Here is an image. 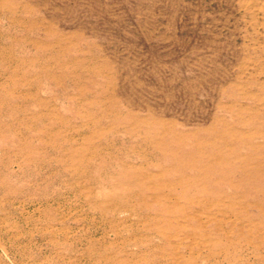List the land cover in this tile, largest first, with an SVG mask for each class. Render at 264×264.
<instances>
[{"label":"rangeland","instance_id":"1","mask_svg":"<svg viewBox=\"0 0 264 264\" xmlns=\"http://www.w3.org/2000/svg\"><path fill=\"white\" fill-rule=\"evenodd\" d=\"M0 264H264V0H0Z\"/></svg>","mask_w":264,"mask_h":264},{"label":"bare ground","instance_id":"2","mask_svg":"<svg viewBox=\"0 0 264 264\" xmlns=\"http://www.w3.org/2000/svg\"><path fill=\"white\" fill-rule=\"evenodd\" d=\"M29 7H30V5H29ZM15 8H17V7H15ZM27 11H30V9H26ZM4 12V11H3ZM2 13V12H1ZM9 13V12H8ZM7 15V14H6ZM15 15V14H14ZM13 15V16H14ZM21 17V16H20ZM52 17V16H51ZM10 18V17H9ZM27 20V19H26ZM9 22H12V24H14V25H19V26H21V27H25L29 32L30 31H33V30H35L36 28H37V25L36 24H38L39 25V22H34L35 24H29V25H25V22L23 21V20H20V19H17V18H10L9 19ZM84 24V23H83ZM86 25V24H85ZM43 29V28H42ZM53 29V28H52ZM52 29H48V30H46L47 32H46V34H53V31H52ZM60 35V34H59ZM62 35V34H61ZM63 36V35H62ZM62 39V38H61ZM33 40V39H32ZM56 41V40H55ZM56 42H58L59 43V38L57 39V41ZM45 44H46V42H45ZM39 45H40V42L39 41H33V46H35V47H39ZM42 45V44H41ZM30 46V45H29ZM62 46V45H61ZM63 47V46H62ZM50 51H52V50H50ZM49 52V51H48ZM11 59V58H10ZM36 59V58H35ZM48 61V60H47ZM32 64V63H31ZM49 66V65H48ZM62 66L63 65H61L60 67L62 68ZM47 68V67H46ZM35 73V72H34ZM46 78L48 81H54L55 80V76L53 75V74H51L50 72H48V70L47 71H45V70H41V71H39V73H37V75L32 79V78H30V79H28V77H25L24 78V91L23 92H21L20 94H19V97L22 99V100H24V101H27V102H33L35 105H40V106H42V105H44V104H46V102H48V101H46L44 98H42L41 96H40V94H39V92H40V88H41V86L40 85H35L34 83H33V80H36V79H38V78ZM62 77H64L65 79H67V80H70V82H72V77H71V75H68V73H62ZM39 81V80H38ZM41 81V80H40ZM74 82V81H73ZM75 83V82H74ZM107 97V96H106ZM76 98V97H75ZM109 98H110V100H114V96H109ZM81 100V99H80ZM145 105V104H144ZM79 108V107H78ZM48 110V109H47ZM80 110V109H79ZM43 112V111H42ZM45 112V111H44ZM55 112V111H54ZM61 112V111H60ZM53 115V114H52ZM37 117V115H34V117ZM51 116V115H50ZM135 117V116H134ZM61 118V117H60ZM133 118V117H132ZM95 120V119H94ZM106 126V125H105ZM101 130V129H100ZM127 130V129H126ZM167 130V129H166ZM100 132V131H99ZM94 135V134H93ZM102 135V134H101ZM105 136V135H104ZM164 136V135H163ZM150 140V139H149ZM156 140H157V138H156ZM210 141V140H209ZM157 143V142H156ZM99 145V144H98ZM231 145V144H230ZM229 145V146H230ZM202 146V145H201ZM94 147H96V146H94ZM231 148V147H230ZM136 149V148H135ZM123 150V149H122ZM147 151V150H146ZM202 151V150H201ZM150 152V151H149ZM142 153V152H141ZM93 154V153H92ZM145 155V154H144ZM71 156V155H70ZM146 156V155H145ZM160 156V155H159ZM69 157V156H68ZM143 157V156H142ZM177 158V157H176ZM149 160V159H148ZM171 160V159H170ZM109 161H111V160H109ZM125 162V161H124ZM210 162V161H209ZM219 162H220V160H219ZM132 163V162H131ZM237 163V162H236ZM122 164V163H121ZM133 164V163H132ZM124 164H122V166H123ZM142 165V164H141ZM126 166V165H125ZM132 166V165H131ZM171 166V165H170ZM173 166V165H172ZM213 166V165H212ZM142 167V166H141ZM174 167V166H173ZM135 168V167H134ZM246 172V171H245ZM145 173V172H144ZM139 174V173H138ZM141 174V173H140ZM145 174H147L148 175V173H145ZM137 175V174H136ZM135 175V176H136ZM135 176H133L134 178H135ZM155 176V175H154ZM187 176V175H186ZM138 178V177H137ZM196 178V177H195ZM202 178V177H201ZM200 178V179H201ZM143 179H147V178H143ZM142 180V179H141ZM224 180V179H223ZM179 181V180H178ZM137 182V181H136ZM167 182V181H166ZM192 182H194V181H192ZM142 183V182H141ZM141 183H139L138 182V186L140 187V189L141 190H143V186L141 185ZM168 183V185L170 186V184H169V182H167ZM200 183V182H199ZM156 184V183H155ZM184 184V183H183ZM144 185V184H143ZM149 185H151L150 183H149ZM160 185H161V183H160ZM167 185V184H166ZM165 185V186H166ZM172 185V184H171ZM190 185V184H189ZM163 186V185H162ZM187 186V185H186ZM146 187H147V185H146ZM164 187V186H163ZM80 190V189H79ZM82 190V189H81ZM90 191H91V189H90ZM89 191V192H90ZM94 191V190H93ZM162 192H160V194H161ZM92 194V193H91ZM85 195V194H84ZM173 195V194H172ZM85 196H87V195H85ZM139 197H140V200H141V203H143V205L144 204H146V196L144 195V194H139L138 195ZM151 196V195H150ZM153 196V195H152ZM167 196V195H166ZM165 196V197H166ZM162 197V196H161ZM179 197V196H178ZM160 198V197H159ZM190 198V197H189ZM149 199V198H148ZM183 199V198H182ZM218 199V198H217ZM170 200H171V198H170ZM176 200V199H175ZM197 200V199H196ZM216 200V199H215ZM177 202H178V200H176ZM181 202V201H180ZM163 203V202H162ZM170 203V202H169ZM148 206V205H147ZM263 206V205H262ZM260 207V208H263V207ZM150 207H151V205H150ZM204 207V206H203ZM146 208V207H145ZM111 209V208H110ZM143 210H145V209H143ZM200 210V212L202 211L201 209H199ZM263 210V209H262ZM149 211V210H148ZM195 211V210H194ZM144 212V211H143ZM101 213V212H100ZM145 213V212H144ZM198 213V212H197ZM105 214V213H104ZM200 216V215H199ZM193 217V216H192ZM152 218V217H151ZM155 218V217H154ZM185 218V217H184ZM183 218V219H184ZM199 218V217H198ZM94 219V218H93ZM186 219V218H185ZM148 222V221H147ZM205 224V223H204ZM116 228V227H115ZM58 231V230H57ZM108 234V233H107ZM162 234V233H161ZM178 234V233H177ZM171 235V234H170ZM174 235V234H173ZM194 235V234H193ZM104 236V235H103ZM107 237V236H106ZM206 237V236H205ZM200 239V238H199ZM190 240V239H189ZM198 240V239H197ZM210 240V239H209ZM196 241V240H195ZM208 240H206V242H207ZM205 242V241H204ZM209 242V241H208ZM198 243V242H197ZM198 244H200V243H198ZM204 244V243H203ZM203 244L201 245V246H203ZM263 245V244H262ZM261 245V246H262ZM191 247V246H190ZM199 248H200V246H199ZM203 248V247H202ZM261 248V247H260ZM191 249V254L192 255H194V247H191L190 248ZM188 251V250H187ZM197 252V251H196ZM175 255H178V254H175ZM174 255V256H175ZM164 256L166 257V255L164 254ZM170 258V257H169ZM197 258V257H196ZM172 259V258H171ZM115 260H116V258H115ZM177 260V263H178V260L179 259H176Z\"/></svg>","mask_w":264,"mask_h":264}]
</instances>
